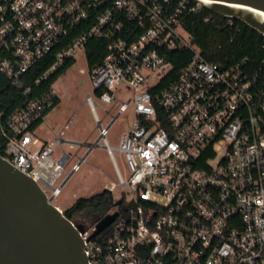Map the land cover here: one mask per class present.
<instances>
[{
  "label": "built area",
  "instance_id": "obj_1",
  "mask_svg": "<svg viewBox=\"0 0 264 264\" xmlns=\"http://www.w3.org/2000/svg\"><path fill=\"white\" fill-rule=\"evenodd\" d=\"M204 8L201 0H0V75L23 97L0 113L2 157L52 204L88 154L67 169L71 155L55 153L61 136L40 144L32 127L58 99L54 83L41 85L78 50L86 60L88 41L104 42L100 63L87 68L85 102L94 143L114 169L108 190L124 209L95 236V225L75 222L87 264H264V86L244 73V60L223 68L202 58L183 24ZM178 51L190 57L172 76ZM41 60L48 66L24 87ZM122 87L130 91L123 102ZM96 101L110 106L105 125ZM128 108L130 128L112 147L107 131Z\"/></svg>",
  "mask_w": 264,
  "mask_h": 264
},
{
  "label": "water",
  "instance_id": "obj_2",
  "mask_svg": "<svg viewBox=\"0 0 264 264\" xmlns=\"http://www.w3.org/2000/svg\"><path fill=\"white\" fill-rule=\"evenodd\" d=\"M207 1L202 4L209 11L236 18L264 36V0ZM73 144L87 147L86 155L99 147ZM51 200L32 178L0 156V264H87L83 226L67 219ZM120 205L121 200L114 202V207ZM117 215L114 211L101 218L91 236L105 230Z\"/></svg>",
  "mask_w": 264,
  "mask_h": 264
},
{
  "label": "rangeland",
  "instance_id": "obj_3",
  "mask_svg": "<svg viewBox=\"0 0 264 264\" xmlns=\"http://www.w3.org/2000/svg\"><path fill=\"white\" fill-rule=\"evenodd\" d=\"M182 35H185L180 31ZM53 90L58 97V104L48 112L42 123L35 129V135L39 138L40 144L48 135L53 139L61 136L63 142L55 149L57 154L60 149L71 155V160L67 166L70 169L73 163L87 152V147L73 143L93 144L98 137V129L93 120L89 105L85 102V96L91 94L86 60L83 51L78 50L75 61L63 74H61L53 84ZM119 101L123 102L130 96V91L121 88L116 92ZM96 114L105 125L108 116L103 110H109L110 106L98 102ZM119 105V103L117 104ZM132 122L130 108L117 119V121L107 131V140L110 146L116 147L122 133L129 130ZM62 132V135H61ZM39 144V145H40ZM115 161L122 173L125 172L122 156L114 152ZM115 173L111 161L102 147H93L82 162L76 172L68 179L62 187L60 195L52 202L61 211L68 209L76 199L80 197H90L102 190H108L110 182L115 181ZM113 197L119 192L112 193ZM124 201H131V194L123 192ZM114 211V210H113ZM74 220L78 223L89 224L92 215L80 213L75 215Z\"/></svg>",
  "mask_w": 264,
  "mask_h": 264
},
{
  "label": "trees",
  "instance_id": "obj_4",
  "mask_svg": "<svg viewBox=\"0 0 264 264\" xmlns=\"http://www.w3.org/2000/svg\"><path fill=\"white\" fill-rule=\"evenodd\" d=\"M211 16V21L204 22L203 16ZM185 30L191 35L193 44L199 49L202 58L211 63H215L223 68L233 66L237 62H244L241 69L244 73L255 76L260 85L264 86V65L261 64V58L264 56V36L252 29L242 21L233 18L228 23V18L220 16L204 8L200 15L189 16L183 24ZM86 64L90 69L99 64L104 55V42L90 40L85 46ZM190 53L188 51L173 52L169 58L172 64L171 75L175 76L180 68L188 61ZM74 61L70 60L63 64L50 79L41 86L48 87L63 74ZM48 66L43 60L37 62L28 72H26L21 81L23 86H29L41 72ZM37 91L33 89L32 92ZM23 101L22 90L15 87L8 79L0 75V113L8 116ZM58 99L55 100V106ZM53 109V108H51ZM47 110L44 116L51 111ZM44 116L34 125L35 130L43 121ZM5 141L0 138V156H5ZM114 198L109 190H102L90 197H80L66 210L64 215L67 219L73 221V217L87 210L98 218H103L111 211L117 209L122 212L124 206L114 207Z\"/></svg>",
  "mask_w": 264,
  "mask_h": 264
},
{
  "label": "flooded vegetation",
  "instance_id": "obj_5",
  "mask_svg": "<svg viewBox=\"0 0 264 264\" xmlns=\"http://www.w3.org/2000/svg\"><path fill=\"white\" fill-rule=\"evenodd\" d=\"M83 213L87 214V215H92V219L90 220V225H95L99 220L100 218H98L97 216H94L92 213H90L89 211L85 210L83 211ZM73 222H76L73 218Z\"/></svg>",
  "mask_w": 264,
  "mask_h": 264
},
{
  "label": "crops",
  "instance_id": "obj_6",
  "mask_svg": "<svg viewBox=\"0 0 264 264\" xmlns=\"http://www.w3.org/2000/svg\"><path fill=\"white\" fill-rule=\"evenodd\" d=\"M37 138H38V137H37ZM38 139H39V138H38ZM51 140H53L52 136L48 135V136H46V137L44 138V140L42 141L41 144H45L46 142L51 141ZM39 142H40V140H39ZM85 154H86V153H85ZM85 154H84V155H85Z\"/></svg>",
  "mask_w": 264,
  "mask_h": 264
},
{
  "label": "bare ground",
  "instance_id": "obj_7",
  "mask_svg": "<svg viewBox=\"0 0 264 264\" xmlns=\"http://www.w3.org/2000/svg\"><path fill=\"white\" fill-rule=\"evenodd\" d=\"M202 2H204V3H209V1H207V0H201ZM259 13V12H258ZM259 14H261V13H259ZM263 16V15H262ZM263 18H264V16H263Z\"/></svg>",
  "mask_w": 264,
  "mask_h": 264
}]
</instances>
